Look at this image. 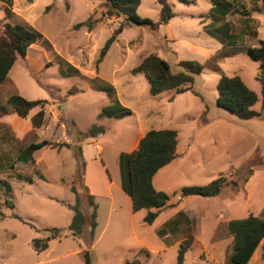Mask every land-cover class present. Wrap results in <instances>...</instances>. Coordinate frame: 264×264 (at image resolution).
Listing matches in <instances>:
<instances>
[{"label": "rangeland", "instance_id": "obj_1", "mask_svg": "<svg viewBox=\"0 0 264 264\" xmlns=\"http://www.w3.org/2000/svg\"><path fill=\"white\" fill-rule=\"evenodd\" d=\"M232 1L236 8L242 4L249 10L252 19L247 27L249 30L242 24L239 11L222 17L211 10L210 0H193L190 4L167 0L173 16L166 25H160L154 31L146 26L125 27L98 64L95 61L100 49L122 21V18L108 20L102 17L103 0L14 2L13 10L49 40L58 54L80 66L82 75L74 76L70 71L71 76L61 77L53 59L38 71L46 56L38 49H32L26 60L29 66L18 58L9 73L15 90L5 85L0 91V104L13 93L27 100L47 102L45 122L37 132L33 131V137L28 134L20 140L9 127L0 125V264H84L83 238L73 240L67 229L73 216L70 205L74 203L70 187L85 192L80 142H86L83 148L88 156L95 154L94 143L100 144L102 156L110 161L112 153L118 149L125 151L122 154H128L126 151L130 146L124 136L135 132L138 126L143 133L150 129L175 130L176 153H188L180 168L169 167L156 177V186L161 185L170 204L177 202V193L182 187L205 185L221 174L226 179L222 196L235 198L239 194L246 202L252 201L253 197L255 203L264 197V103L261 86L256 80L259 61L245 52V47L256 45L259 39L264 40V13L254 11L256 7L261 8L264 0ZM48 6L49 10L46 9ZM3 14L0 2V30L4 22L19 23L11 17L4 20ZM136 14L156 21L159 5L156 0H140ZM90 16L97 20L90 32L85 27H74L86 22ZM222 49L226 54L217 58L219 72H216L207 63ZM151 53L166 61L173 72L181 70L180 61L200 64L202 70L194 76L192 90L181 94L165 91L150 95L146 79L140 74L133 75L130 70ZM94 74L114 85L118 98L133 114L123 112L119 118L107 117L108 101L112 103L109 109L120 113L122 108L113 109L117 98H114L115 94L110 97L98 85L99 79L94 83L86 79ZM221 75L239 76L256 93L257 101L252 109L260 112L261 117L241 120L216 105L215 89ZM38 109L31 110L27 119ZM91 126H100L103 131L89 135ZM125 128H129L128 133ZM31 138L36 142H67L68 146H45L35 151L33 163L24 164L16 158ZM249 169L251 174L255 172L254 181L248 174ZM18 176H22L21 179ZM186 198L203 200L205 197ZM217 200L213 201L210 210H224L226 199ZM201 205L199 202L194 204ZM103 212L105 205L102 204L100 220H103ZM248 213H253L250 206ZM143 214L144 211L134 212V223ZM260 215H264V210ZM199 220L200 217L195 216L193 223L199 224ZM204 225L203 222L198 228L203 239L207 230ZM46 228L63 230L65 236L61 240L56 238L47 250L35 252L31 242L35 238L47 240L51 234L44 231ZM141 237L153 243L151 234ZM108 240L105 235L103 241ZM201 258H205L204 253ZM197 261L196 264H205L198 257ZM109 262L108 258L93 262L92 257V264Z\"/></svg>", "mask_w": 264, "mask_h": 264}, {"label": "trees", "instance_id": "obj_2", "mask_svg": "<svg viewBox=\"0 0 264 264\" xmlns=\"http://www.w3.org/2000/svg\"><path fill=\"white\" fill-rule=\"evenodd\" d=\"M6 5L3 8L4 20L11 17V0H0ZM181 3L190 4L193 0H179ZM159 5L158 20L152 21L148 18L139 17L136 10L140 4V0H103L102 17L122 18L119 25L111 32L109 38L105 41L103 47L98 53L95 61L100 63L105 57L111 44L116 40L117 36L125 27L129 26H146L150 30H156L160 25L167 24L172 18L173 13L167 0H156ZM212 4L211 10L224 17L235 11H239L242 17L241 22L245 28L252 19L249 17V12L245 6L241 5L236 8L232 0H210ZM50 6L46 7L49 9ZM254 11L261 10L264 13V3H261V8H255ZM97 20L91 16L86 22L75 24V28L86 27L91 30ZM248 27V28H247ZM41 43L49 46L42 34L29 26L26 22L10 24L2 23L0 30V86L8 82V73L18 58L23 59L29 46L32 44ZM228 44V43H227ZM245 52L253 59L259 61L256 80L261 86V94L264 103V40L259 39L256 45L245 47ZM224 49L210 58L208 67L213 71L219 72L217 67V58L225 56ZM178 66L180 71L173 72L169 65L156 54H148L143 57L140 63L132 68L130 72L133 75H142L149 86V93L152 96L159 95L165 91H173L174 94H181L192 90L193 78L198 75L202 67L195 61H180ZM75 72L76 69H72ZM78 73V72H77ZM96 80V79H95ZM94 79L91 81L94 83ZM98 81V79H97ZM103 84V85H101ZM100 87L105 89L110 97L114 96V89L110 84L101 81ZM14 88V84H11ZM216 99L217 106L227 110L236 118L248 120L255 117H261V113L252 109L257 101V95L250 90L241 78L237 75L225 76L221 75L216 84ZM198 95V94H196ZM44 100H27L17 93L9 94L5 103L0 104V117L10 113L16 114L18 117L26 119L31 110L39 107V111L31 116L30 124L33 129L42 127L45 122ZM119 106L122 108L120 113L113 112L109 115L120 117L123 112L130 114V110L121 107L116 101L113 104V109ZM115 110V109H114ZM113 111V110H112ZM89 135L96 132H102L100 126H91ZM45 146L51 147H67L65 143H50L43 140L38 143H31L17 155L18 161L22 163L33 162V153ZM177 132L171 129H150L140 138L136 148L128 154L120 155V162L124 161V166L121 165V175L125 191L131 199L132 211H145L143 223L150 225L157 218L161 210L169 206V196L163 191H158L154 188L152 180L158 170L172 162L177 158ZM83 165V164H82ZM251 174V170H248ZM22 176H18L21 179ZM226 182L225 177L221 174L209 183L201 186H186L182 187L177 194L180 198L189 196L212 197L220 193ZM74 194V203L70 205L73 211L71 222L68 226V232L73 238H79L86 228H89V242L86 243L87 248L93 238V231L96 227V209L93 196L85 190L84 193L78 192L73 186L70 187ZM90 210V211H89ZM89 211V212H88ZM227 230L232 236V247L227 253L226 261L228 264H247L253 252L264 239V218L248 214L244 218L231 219L227 222ZM44 231L49 232L52 238H62L64 231L56 228H46ZM192 238H187L179 244L176 264H183L184 254L191 248ZM32 249L35 252H42L48 248V239L35 238L31 242ZM84 264H90V252L88 249L81 252ZM149 253L145 250L140 251L139 256L132 260H126L122 264H141L142 260L147 259ZM264 259V252L262 253Z\"/></svg>", "mask_w": 264, "mask_h": 264}, {"label": "crops", "instance_id": "obj_3", "mask_svg": "<svg viewBox=\"0 0 264 264\" xmlns=\"http://www.w3.org/2000/svg\"><path fill=\"white\" fill-rule=\"evenodd\" d=\"M0 2L2 3L4 8L6 4L2 1ZM14 2L18 3L19 0H11V18H15L19 20V22L24 21L29 26H31L30 23H28L23 17L18 14V12H15L13 10L15 9L12 8L13 6H15L13 5ZM247 11L249 12V10ZM91 30H88V32H90ZM43 38L46 39L44 36ZM47 41L49 43V46L46 47L41 43H36L29 46L24 58L22 59L23 64L29 66L26 61L28 59L29 51L32 49H38L46 56V60H44L40 64L38 71H41L44 64H49L53 59V62L57 63L58 65L57 68L61 77L66 78L71 76L70 71L73 72L74 76H81V67L73 64L71 61L58 54L49 40ZM12 68L10 69V71L12 70ZM73 68L77 71H73ZM97 76L98 74H94L93 77H87L86 79L89 82H91L93 79L104 81L103 79L98 78L99 76ZM12 83L15 85V83L9 79L8 82H5L2 84V86H0V91L3 89V87L11 86ZM110 85L114 89V98H117V103L121 107L130 110V115L133 114L132 110L129 109L127 105L123 104L118 98V92L116 91L114 85ZM110 104L112 103L108 101L105 114L107 115V117H112L115 119V116L113 117L109 115L113 112H116L109 109ZM38 111L39 109L31 115L33 116ZM0 125L9 127L15 133L16 137H18V139L20 140L26 138L28 134L29 137H33L35 135L33 134V131L37 132L41 128L40 127L37 129H33L32 125L30 124V118L23 119L18 117L14 113L1 116ZM64 128L65 126L63 125L62 130H64ZM127 130H129V128H125L126 133H128ZM18 133L22 135L20 136L18 135ZM143 134V130L140 129V126H138L135 132H129L124 136L125 142H128L130 146V149L126 151L127 153H130L136 148ZM88 136L89 135H87V137ZM31 143L38 142L33 141L31 138V141L27 144V146ZM85 143V141L80 142L79 147L80 159L83 164L82 185L84 191H88L93 196L94 202L97 206L95 218L96 227L93 231V238L88 248L86 246V243H88L90 239L89 228H86L80 236L83 238L84 243L83 247H81V252L86 249L89 250L91 258L90 264H92V257L93 262L97 263L99 262V260L108 258L110 260V264H122L126 260H132L133 258L139 256L140 251L142 250L147 251L149 253V256L147 259L142 260L141 264H176V256L179 244L187 238H192L191 248L185 252L183 264H196V262H198L197 257L200 260H204L205 264H228L226 261V256L228 251L232 247V236L227 230V222L231 219L246 217L249 214V206L253 211V213H251L252 215L264 218V215H260V213H262V211L264 210V197L260 198L258 203L254 202L253 197L252 201L248 200L246 202L244 198L239 194L236 195L235 198H231L228 196H222L223 192L221 191L219 193L220 195L218 194L212 197H205L203 200H188V198L186 197H179L177 198L178 200L176 203H169L168 207L161 210L152 224L146 225L143 223V217L145 214L140 215L138 222L134 223V212L132 211L131 199L125 191L121 175V165L124 166V161L120 162V155L125 151H121V149L116 150L112 153V157L109 161L102 156L103 147L97 143H94V149L96 150L95 154L92 156H88L86 154V150H84L83 148V145ZM65 144H67V142ZM34 153L33 161L35 159ZM187 154L188 153L185 152H178L176 159L157 171L152 180L153 186L156 190H162L161 185L157 184V187L155 184L158 173L160 171H165L166 169L168 170L169 167L172 166H177V168H180L184 163V158L187 156ZM39 175L40 177H43L42 172H40ZM251 175L252 181H254L255 172H253ZM262 175L264 180L263 171ZM221 197L223 199H226L224 200V210H219L218 212L213 208L212 210H210L211 207H213V201ZM196 202L202 203V205L199 207L194 206ZM102 204L105 205V212H103V220H100L99 214L100 208L102 211ZM195 216L200 217V222H198L199 224H197L196 221L195 224L193 223ZM140 221L142 222V224H140ZM203 222L207 226L205 239L200 237V233L198 231V228ZM148 234H151L153 236L152 244L148 243L144 238L141 237L147 236ZM105 235L109 238L107 242L103 241ZM62 238H60V240ZM55 239L56 238H52L50 236L48 237V248L50 246V243L55 241ZM72 239L75 240L76 238L72 237ZM263 252L264 239L253 252L247 264H264V259L262 258ZM202 253L205 254L204 259L201 258Z\"/></svg>", "mask_w": 264, "mask_h": 264}]
</instances>
